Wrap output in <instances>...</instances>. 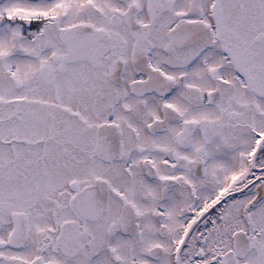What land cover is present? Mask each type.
I'll use <instances>...</instances> for the list:
<instances>
[{"label":"snow or ice","instance_id":"1","mask_svg":"<svg viewBox=\"0 0 264 264\" xmlns=\"http://www.w3.org/2000/svg\"><path fill=\"white\" fill-rule=\"evenodd\" d=\"M0 264H264V0H0Z\"/></svg>","mask_w":264,"mask_h":264}]
</instances>
